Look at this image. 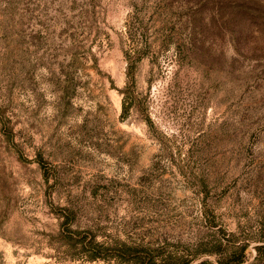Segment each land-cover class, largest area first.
Listing matches in <instances>:
<instances>
[{"label":"rangeland","instance_id":"374dc122","mask_svg":"<svg viewBox=\"0 0 264 264\" xmlns=\"http://www.w3.org/2000/svg\"><path fill=\"white\" fill-rule=\"evenodd\" d=\"M144 251L264 264V0H0V264Z\"/></svg>","mask_w":264,"mask_h":264},{"label":"trees","instance_id":"16d2710c","mask_svg":"<svg viewBox=\"0 0 264 264\" xmlns=\"http://www.w3.org/2000/svg\"><path fill=\"white\" fill-rule=\"evenodd\" d=\"M123 112L126 110V108H125V106H124V104H123ZM145 252V254H142L141 255V257L144 259V260H147L148 261V263L149 264H151V263H153L152 261H153V256L150 254V253H148V252H146V251H144ZM142 262H144L143 260H142ZM165 264H170V263H168V262H166ZM178 264V263H177ZM180 264V263H179ZM199 264H208V263H205V262H201V263H199Z\"/></svg>","mask_w":264,"mask_h":264}]
</instances>
